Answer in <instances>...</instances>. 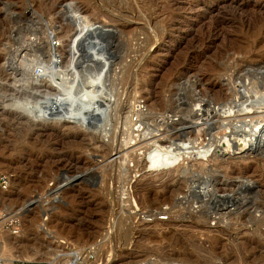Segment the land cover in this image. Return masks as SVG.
Instances as JSON below:
<instances>
[{
    "label": "rangeland",
    "instance_id": "rangeland-1",
    "mask_svg": "<svg viewBox=\"0 0 264 264\" xmlns=\"http://www.w3.org/2000/svg\"><path fill=\"white\" fill-rule=\"evenodd\" d=\"M89 24L111 28L110 56L81 78L106 69L114 110L87 107L88 127L36 120L26 108L39 106L50 88L30 81L31 73L54 63L49 47L38 53L29 44L39 38L54 45ZM64 45L57 68L70 59ZM256 74L264 81V0H0V257L6 264L19 255L24 259L13 264H264V151L150 170L155 144L128 124L133 116L144 120L145 133L158 128L163 146L188 137L197 138L188 147L202 146L209 141L204 130L189 133L180 120L167 134L169 118L196 99L230 100L231 90H240L236 78ZM71 81L62 92L78 108L83 90ZM95 116L104 118V126L96 119L99 132L91 129ZM206 178L215 179L211 206L234 213L203 217L192 194Z\"/></svg>",
    "mask_w": 264,
    "mask_h": 264
},
{
    "label": "bare ground",
    "instance_id": "bare-ground-1",
    "mask_svg": "<svg viewBox=\"0 0 264 264\" xmlns=\"http://www.w3.org/2000/svg\"><path fill=\"white\" fill-rule=\"evenodd\" d=\"M216 23H218L217 20L214 21V24ZM109 29L111 28L109 27ZM109 29L104 26L98 25V24H96L95 26H90L89 24L88 27L87 25H81L76 28L73 34L69 35L70 37L69 40L62 39L60 40V42H58V40L55 39L56 43L53 45L51 41L50 42L48 40L42 41V39L39 40L38 38V40L35 39L31 42V44H29L30 48H34V51L36 50L38 53L39 52L44 53V48L49 47L51 49L50 53H52L51 62L54 63L53 64L54 68L49 66V64L48 66L39 64L38 66H36L37 68H40L39 71L34 69L33 72L31 73V75L34 78L31 76V80L29 79L30 81H32V79L33 80L35 79L37 81L40 80V82L44 80L46 83L49 84V86H46V87L50 88L49 91L46 92L44 100L39 101L41 102L39 106H30L29 108H26V110L30 114H32L36 120L55 121V122H63V123L83 122L84 124L82 123V125L84 127H88L87 122H86V117L82 115L84 111H86L87 107H89L90 109H93L92 112H98V113L103 110L107 112L109 110V113H110V110L111 111L114 110L115 107L113 108L110 105L109 103L110 99L107 98V96H109L110 94H109V91L108 93L106 91L107 81L105 83V78H104L105 76L103 77V74L107 72L106 69L104 70V72H101L99 74L97 73L98 70L95 71L97 74H95L92 78L88 77V80L84 82L82 81V78H81L84 69L86 70V67H88L89 69L91 67H94L93 65L98 66V64H104V65L108 64L107 59L110 56V55L108 56L109 51H107L108 50L107 48L109 45L108 35L112 34ZM63 44H65L64 47L66 46L69 47L68 56L70 57V59H69V62L67 61L68 62L67 66L65 65V66H61L60 68H57V65L60 64L63 59L62 55L58 54L59 46H62ZM23 49H24V46H23ZM14 64H21V63L14 61ZM23 64H24L23 67L27 68V70L28 68H31L33 66V62L29 59L24 61ZM62 65H64V63ZM98 68L100 69V67ZM95 69H97V67ZM30 72H31V69H30ZM67 75H71V78L66 77ZM236 79L241 81V83L239 82V86L237 85V87H239L240 90L239 91L231 90L232 94H231L230 100H228L230 96L228 99L225 98L226 101L224 100H223L224 102L220 101L221 103H218L216 101L207 102V100L204 98L196 99V101L199 100V102L195 101V103L193 104L195 108H193L192 105L190 107L189 106L190 104H189L188 106L190 107V109L185 108L186 109L185 113L183 111V115L181 114L183 117L179 116L175 118L174 117L175 114L171 116L170 118L168 117L170 121H173V123L169 122L168 120V122L171 124L169 125V129H167L169 130L167 134H170L171 131L175 129L177 122L182 120V122L184 121L183 122L184 124H182L181 127L182 126L189 127V131H190L189 133L194 134L195 130L197 132H199L200 130L205 131V134L207 135V137H209V141L208 143L202 146L188 147L191 145V142H194L197 140V138H194V137L193 139L191 137H188L185 140H183L181 142L182 143L181 146H178L180 143L177 142L178 145L176 148H171V146L169 145L163 146L164 144L162 145L161 133L158 132V128L149 129L147 133H145L143 132L144 125L146 124L144 120L136 119V121L135 120L133 121V116L131 117L129 116V122H128L129 126L133 124H137L134 127V129L136 128L137 130L140 127L139 130L140 132H142V136L148 138L151 144L153 142L155 144L153 149H151L150 147L151 151H149L150 153L148 154V159H147V165H148L147 167L150 168V170H160V169L170 170L172 168L180 169L183 167V164L186 163V160L190 157L192 159L193 158L199 159L200 160L199 162L203 163L204 160H207V159H210V160L220 159L219 155L222 156V155H225L226 153L234 154V153L244 152V151H245L244 153H246L254 149H260L261 151H264V89L262 91V88L264 87V81H262L260 77L257 76V74L255 77L253 76L251 79L248 77H242V76L237 77ZM27 80H28V77H27ZM65 80H69V81L72 80L71 82L74 83L72 85V88L76 87L80 89L81 91L83 90L82 93L80 91H77V94L79 92L81 95L78 108L74 107V104H75V100L73 98L74 96L69 95V93L62 92V90H64L62 88L66 84L64 82ZM249 80H251V82H249ZM258 87H260V90H258L259 89ZM219 91H220L219 92L220 94L226 93L225 90L223 91L219 89ZM253 92L255 93L253 94ZM249 99H252V100L249 101ZM192 100L194 101V99ZM244 100L246 102L242 103V101ZM69 102L70 103L72 102L73 104L71 105L66 104ZM67 105H70V107H68ZM143 105L144 104H142V107L145 106ZM239 105H242V107H239ZM142 107L139 105L135 106L137 117H140L144 114V112L142 111L143 109ZM100 115L101 116L99 118L102 117V114ZM108 116L111 117L112 115L110 116L109 114ZM113 117H115V114ZM93 119L95 120L94 123H96L97 116L93 117ZM103 119L104 118H102V120ZM102 120L101 122L103 123ZM106 121H107V118H106ZM98 122H99V125L102 124L100 123V119ZM98 122L95 125L91 123L93 125L91 128L92 131L94 130L98 131L99 129H101L100 126L98 125ZM102 125L104 126L105 124H102ZM103 128L104 127H102L103 135L106 136L108 134L107 129L106 128L103 129ZM183 130H184V127H183ZM151 139L153 140V142H151ZM155 139L158 140V142L154 141ZM166 139L169 140L170 138L165 137V142L167 141ZM171 144H173L172 141H171ZM209 156L211 158H209ZM213 180L215 181V179ZM213 180L206 178V180H204L205 183H204L203 190L197 189L198 191L195 190V193L192 194L193 196L192 199H195L202 203L201 204V207L203 208L202 212H203V215H205L203 217H207L206 219H208V217L212 215V214L210 215L211 212L215 213V215L218 213L219 217H224L226 215H230L231 213H234L233 209H231L228 205L221 208L222 209L221 212L218 210L219 208L216 209L215 207L211 206V203L214 206H216L217 205L216 201L218 200L217 199L218 197L216 198L217 191L214 185L215 182ZM243 184H246L248 186L246 180ZM194 187H198V186L195 185ZM214 208L215 210H212ZM23 209H22V212H23ZM33 257L34 256L32 255L31 256L27 255V258H33ZM15 259H24V256L23 255L16 256L15 258H12L8 264H13ZM2 261H3L2 264H6L5 258H2Z\"/></svg>",
    "mask_w": 264,
    "mask_h": 264
},
{
    "label": "built area",
    "instance_id": "built-area-1",
    "mask_svg": "<svg viewBox=\"0 0 264 264\" xmlns=\"http://www.w3.org/2000/svg\"><path fill=\"white\" fill-rule=\"evenodd\" d=\"M164 213H160V215H158V216H163V217H161V219H163V218H166L167 216H166V214H164ZM151 217H148L147 219H150ZM92 252H94V251H91V249H88L87 250V255L89 256V257H93L94 256V253H92ZM87 256V257H88ZM3 263V261H2V257H0V264H2Z\"/></svg>",
    "mask_w": 264,
    "mask_h": 264
}]
</instances>
